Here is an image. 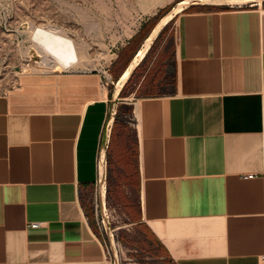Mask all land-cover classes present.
Returning <instances> with one entry per match:
<instances>
[{
    "label": "crops",
    "instance_id": "0c3cea01",
    "mask_svg": "<svg viewBox=\"0 0 264 264\" xmlns=\"http://www.w3.org/2000/svg\"><path fill=\"white\" fill-rule=\"evenodd\" d=\"M229 4L194 2L154 35L124 83L130 122L95 71L0 93V264H111L87 204L110 116L104 197L162 264H264V0Z\"/></svg>",
    "mask_w": 264,
    "mask_h": 264
},
{
    "label": "rangeland",
    "instance_id": "374dc122",
    "mask_svg": "<svg viewBox=\"0 0 264 264\" xmlns=\"http://www.w3.org/2000/svg\"><path fill=\"white\" fill-rule=\"evenodd\" d=\"M182 1L186 0H0V93L20 73H33L31 66L26 64L29 60L41 59V54L29 38L33 27L42 26L54 28L71 37L80 61L74 68L107 76L108 85L102 86L100 80L99 84L112 94L118 79L113 72L122 64L120 61L114 69L112 67L117 52L129 44L131 37L144 24H149L148 27L153 25V29L169 12L171 14L162 28V34L172 36L173 17L192 3L202 2L187 0L186 5L179 7ZM256 2L251 0L229 5L249 6ZM121 55L122 62L128 58L125 50L121 51ZM129 92V83H126L115 98L116 105L111 106L115 117L128 122L131 121L132 110L128 103L131 101ZM94 193L95 190L87 204L94 215L98 232L104 241L111 244L113 254L107 255V260L111 264H162L161 259H157L142 240L140 230L129 224L119 205L105 198L104 211L99 213L98 210L95 214ZM111 238L115 241V249Z\"/></svg>",
    "mask_w": 264,
    "mask_h": 264
},
{
    "label": "bare ground",
    "instance_id": "6f19581e",
    "mask_svg": "<svg viewBox=\"0 0 264 264\" xmlns=\"http://www.w3.org/2000/svg\"><path fill=\"white\" fill-rule=\"evenodd\" d=\"M187 1V0H186ZM186 1L179 3V7L186 5ZM251 0H202V2L222 4H240L246 3ZM171 12L166 14L161 18V20L153 27L152 31L146 36L143 43L138 48L133 60L130 64L122 71L121 75L118 77L115 86L113 87L114 94L117 95L120 89L123 87L126 79L128 78L130 71L135 66L137 61L143 56L142 54L146 51L154 35L161 29V27L169 20ZM32 44L41 54V59L36 61L29 60L26 66H31L30 68L33 72H60L67 68H74L77 66L79 57L77 56L76 45L74 40L69 37L67 34L60 32L54 28L35 26L33 27L32 34L29 38ZM27 67V68H28ZM5 69V68H4ZM28 70L26 69V72ZM30 72V71H29ZM28 72V73H29ZM105 91V88H103ZM106 92V91H105ZM106 94V93H105ZM113 110V109H112ZM112 122V117L110 116L105 124L103 131L102 139L100 141V150L98 155L99 162V186L98 188V197L101 207V212L104 211L105 203V184L103 180L104 175V157H105V141L109 132V124ZM110 241V240H109ZM111 243L115 249V241L111 238Z\"/></svg>",
    "mask_w": 264,
    "mask_h": 264
},
{
    "label": "trees",
    "instance_id": "16d2710c",
    "mask_svg": "<svg viewBox=\"0 0 264 264\" xmlns=\"http://www.w3.org/2000/svg\"><path fill=\"white\" fill-rule=\"evenodd\" d=\"M146 24H144L142 26V28L140 29V31L137 34H135V36H132L131 37L132 39H130L129 44L124 48V50L127 52L128 57L130 56V54H132L135 51V49L141 44V42L143 41V39H145L146 36L148 35V33L151 31L153 25H150L148 27L149 24H147V25ZM118 56L119 57L117 59V62L118 61L119 62L120 61L122 62V55H121V53ZM126 65H127V60L124 59L123 60V63L120 65V67L118 68V70L115 71V72H113L114 75L117 78H118V76L121 75V72L124 70V68H125Z\"/></svg>",
    "mask_w": 264,
    "mask_h": 264
},
{
    "label": "built area",
    "instance_id": "2783aa9c",
    "mask_svg": "<svg viewBox=\"0 0 264 264\" xmlns=\"http://www.w3.org/2000/svg\"><path fill=\"white\" fill-rule=\"evenodd\" d=\"M102 76L104 77V80H102ZM109 79L107 78V76L105 75H100V84L102 86H106L108 85V82ZM244 177H252V174L251 173H247V174H244L243 175ZM94 210H95V214L97 215L98 213V210H99V213L101 212V207H100V202H99V197H98V191L96 190L95 193H94ZM39 224V222H33L31 223V227H34V226H37ZM103 245H104V250H105V254L106 256L107 255H112L113 254V250L111 249V244L107 243L106 241H103Z\"/></svg>",
    "mask_w": 264,
    "mask_h": 264
}]
</instances>
